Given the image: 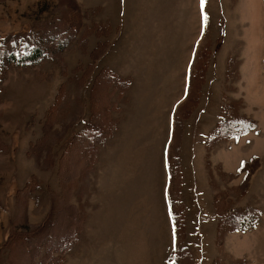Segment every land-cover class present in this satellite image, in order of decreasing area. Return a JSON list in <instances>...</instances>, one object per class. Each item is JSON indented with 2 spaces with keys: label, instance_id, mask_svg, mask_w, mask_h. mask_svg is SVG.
<instances>
[{
  "label": "rangeland",
  "instance_id": "rangeland-1",
  "mask_svg": "<svg viewBox=\"0 0 264 264\" xmlns=\"http://www.w3.org/2000/svg\"><path fill=\"white\" fill-rule=\"evenodd\" d=\"M0 264H264V0H0Z\"/></svg>",
  "mask_w": 264,
  "mask_h": 264
},
{
  "label": "trees",
  "instance_id": "trees-1",
  "mask_svg": "<svg viewBox=\"0 0 264 264\" xmlns=\"http://www.w3.org/2000/svg\"><path fill=\"white\" fill-rule=\"evenodd\" d=\"M39 53L40 52H34V54L28 56L27 58H22L21 62L34 61L37 58V54H39Z\"/></svg>",
  "mask_w": 264,
  "mask_h": 264
}]
</instances>
